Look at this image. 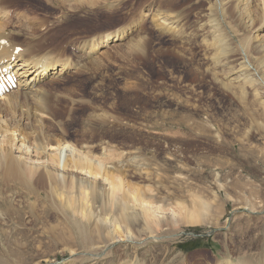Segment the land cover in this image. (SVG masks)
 Segmentation results:
<instances>
[{
  "label": "rangeland",
  "instance_id": "obj_1",
  "mask_svg": "<svg viewBox=\"0 0 264 264\" xmlns=\"http://www.w3.org/2000/svg\"><path fill=\"white\" fill-rule=\"evenodd\" d=\"M216 3L0 0L2 49L25 57L48 53L60 61L81 64L50 83H40L48 117L37 121L21 115L19 105L32 103L20 96L11 98L15 106L0 102V120L17 128L27 125L18 136L28 138V143L38 129L44 142L59 141L66 149L94 159L112 153L113 167L128 184L145 189L150 200L162 207L157 212L164 217H169L170 208L192 209L193 201H204L206 207L198 209L202 221L196 223L165 220L143 247L146 252L134 255L130 250L122 259L86 251L71 254L69 249L79 244V232L71 234L69 242L51 241L43 232L50 224L61 226L74 219L94 234L98 219L88 224L84 211L69 210L65 219L47 209L45 218L37 216L34 221L25 208L22 222L10 216L0 223V264H117L133 259L140 264H264V108L254 87L234 86L217 73L220 80L213 78L209 54L201 43L209 19L206 11ZM234 7L229 1L222 9L233 43L251 42L253 35L264 32L263 27L254 32L257 13L250 4L240 8L242 13ZM155 8L179 15L181 28L191 37L189 44L153 26L150 17ZM133 34L137 35L136 50L126 48ZM107 37L92 56L80 52L82 42L90 46ZM95 112L110 116V122L93 120L90 114ZM10 188L15 203L27 201L24 189ZM4 190L0 184V193ZM117 202L104 216L101 232L110 238L106 243L114 237L126 239L123 227L115 226L114 220L131 224L134 234L139 231L137 217L130 214L133 208L123 212ZM100 204L98 198L94 214L102 217ZM26 220L29 224L23 223ZM22 233L24 250L8 249Z\"/></svg>",
  "mask_w": 264,
  "mask_h": 264
},
{
  "label": "bare ground",
  "instance_id": "obj_2",
  "mask_svg": "<svg viewBox=\"0 0 264 264\" xmlns=\"http://www.w3.org/2000/svg\"><path fill=\"white\" fill-rule=\"evenodd\" d=\"M216 1L217 3L210 5L206 11L209 19L206 21V33L201 43L202 50L209 54L214 69L213 78L220 80L216 77L217 73L234 86L254 87L256 94L261 95L259 104L264 108V32L253 35L251 42L233 43V37L229 33L227 23L222 16V9L229 1L234 3L236 13H242L240 8L243 9L250 4L257 13V23L254 29V32H257L262 27L264 29V0ZM150 18L153 26L162 34L175 37L183 45L190 43L191 37L181 28V20L177 13L167 9L155 8L151 11ZM245 22L249 24V21ZM107 41L108 37L102 41L93 42L90 46L84 41L79 47L80 52L83 53L84 57L87 55L92 56L91 52L97 50ZM136 41L137 35H130L126 40V48L138 49ZM1 47L0 75L2 73L10 74L12 78L16 79V86L13 90L11 89L13 92L10 94L0 91V102L4 104L3 106H10L12 97L18 99L21 96L30 99L32 103L30 107L27 106L28 104L19 105L21 115L23 114L25 117L33 116L34 120L37 121H40L43 117H48V112L43 109L45 106L42 104L44 87L40 83L42 81L50 83L56 80V77L58 78L71 66L76 69L80 68V61L70 62L69 59L60 61L48 53L25 57L21 52L2 49ZM87 59L92 60L88 57ZM54 68L57 70L49 73ZM5 78L6 76L0 78V90L4 89L1 83L5 82ZM220 82L223 84L222 81ZM12 108L15 107L12 106ZM90 116L93 120L107 122L111 120L110 116L97 112L91 113ZM26 126L23 127L22 125L21 128H17L18 126H11L6 124L5 120H0V136H2L0 138V184L5 186V190L0 193V220H2L0 223L10 216L16 218V221L22 222L25 208L30 213L29 218L30 216L33 217L34 221L37 220V216L42 219L45 218L47 209H52L56 216L59 215L65 219H67L69 210L73 212L84 211L82 216L87 218L88 224L95 218L98 219L96 222L99 225L94 230V234H97L96 237L88 232L86 225H82L74 219L65 222L61 226L50 224L43 232L48 235L51 241L66 240L68 242L71 240L72 235L74 237L79 232L77 235L80 239L79 244L69 249L71 254L86 251L92 255L94 254V256L97 255V257L104 253L102 258L114 255L119 257L118 259H122V257L128 256L130 250L133 252L131 254L134 255L146 252L143 247L148 239L153 236L154 229L164 225L165 220L169 221L168 219H171L172 223L176 224L182 221L189 223L202 221L198 209L200 207L206 208L204 201H193V208L186 212L170 208L169 217H164L160 215L161 212H157L162 207L150 200L151 196L148 195L145 189L128 184L125 175L118 172L116 167H113L115 158L111 155L112 153L103 155V157L97 156V159H94L79 150L66 149L59 141H55V143L44 142L45 136L38 133V129H34V139L31 143H28V138L18 136L24 134L27 129ZM15 131L20 134L15 133ZM99 179H101V182ZM10 185H13V188L24 189L29 194L25 203L21 199L16 200L15 203V195L11 191ZM31 198L33 199L32 202L29 201ZM98 198L101 203L100 210L103 211L102 217L94 214L96 209L94 202ZM2 201H6V204L1 205ZM115 202L119 204L117 207L119 206L118 208L123 212L128 208H133L130 210V214L137 217L139 223L137 230L139 231L134 234L135 229L132 228L131 224H127L126 221L120 223L114 220L115 226L121 225L123 227L122 231L125 232L126 239L120 241L119 238L114 240V237L111 242L106 243L110 238L102 234L101 228L104 224V216L107 212H111ZM176 204H181V202L178 201ZM37 209L42 210L41 214H38ZM29 222L30 220H26L23 223L29 224ZM19 224L22 225V223ZM3 232L6 233L5 230ZM66 232L70 234L66 236ZM23 235V233L20 234L19 240L15 241L16 244L9 246L8 249L23 251L25 242ZM117 236L122 235L118 234ZM94 239L98 240L91 242ZM38 242L40 243V240ZM87 243L91 244L87 246ZM86 247L87 250L84 249ZM105 247L107 248L106 252H104ZM117 264H140V262L133 259L122 260Z\"/></svg>",
  "mask_w": 264,
  "mask_h": 264
}]
</instances>
